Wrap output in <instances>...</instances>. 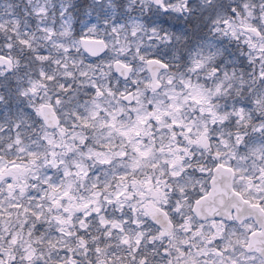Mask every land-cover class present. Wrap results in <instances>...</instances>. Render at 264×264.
Returning a JSON list of instances; mask_svg holds the SVG:
<instances>
[{
	"label": "clouds",
	"instance_id": "clouds-1",
	"mask_svg": "<svg viewBox=\"0 0 264 264\" xmlns=\"http://www.w3.org/2000/svg\"><path fill=\"white\" fill-rule=\"evenodd\" d=\"M245 201L264 0H0V264H264Z\"/></svg>",
	"mask_w": 264,
	"mask_h": 264
},
{
	"label": "snow or ice",
	"instance_id": "snow-or-ice-1",
	"mask_svg": "<svg viewBox=\"0 0 264 264\" xmlns=\"http://www.w3.org/2000/svg\"><path fill=\"white\" fill-rule=\"evenodd\" d=\"M33 91H35V89H33ZM193 100L195 101V102H199L198 100H197V98H195V97H193ZM155 119H160V117L159 116H156L155 117ZM145 121L144 120H141L140 121V123L141 124H143ZM172 126H178V125H176V122L175 121H173L172 122ZM184 131H187V132H191V129H184ZM133 134V135H136V136H138L140 133H139V130H135V131H133L132 129H129L128 131H125V132H123L122 134L124 135V136H129V134ZM173 134H175V133H173ZM136 151H137V153L139 154V156L140 157H147V155H148V153L147 152H145V151H141L139 148H137L136 149ZM166 164H167V166L168 167H171L172 166V163H170V162H167L166 161ZM157 165L154 163L153 165H152V167H156ZM11 167H18V165H16L15 163H13L12 165H11ZM217 167H225L224 165H222V164H220V165H217ZM152 183V181H151V178H149L148 180H146V181H144V185L145 186H147V185H150ZM58 189L53 185L52 186V191L53 192H56ZM140 195H143L144 193L143 192H141V193H139ZM209 193H208V190H204V195L201 197V199H204L207 195H208ZM235 195H237V196H239L240 195V193L239 192H235L234 193ZM121 195H123V193L122 192H117L116 193V197L117 198H119ZM69 196V192L67 191V190H65V191H62L61 192V194H60V196L57 198V199H54L53 201H52V203H58V202H60V203H62V201L65 199V198H67ZM197 203H199V201H197ZM245 203H249L250 204V206H252V207H256V208H259L262 212H264V205H262V204H260V203H256V204H253L252 202H250V201H245ZM85 207H87V205H85ZM165 215H166V213H165ZM178 251H179V249H178ZM181 255H183V252H181ZM178 264H179V261H178Z\"/></svg>",
	"mask_w": 264,
	"mask_h": 264
}]
</instances>
